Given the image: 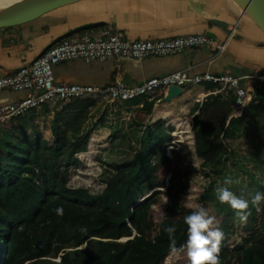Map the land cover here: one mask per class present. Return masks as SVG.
Instances as JSON below:
<instances>
[{
    "label": "trees",
    "instance_id": "1",
    "mask_svg": "<svg viewBox=\"0 0 264 264\" xmlns=\"http://www.w3.org/2000/svg\"><path fill=\"white\" fill-rule=\"evenodd\" d=\"M195 87L214 89L192 84L184 94ZM157 101L145 102L135 113L138 123H148ZM94 107L90 100L67 104L53 114L47 137L38 123L47 110L11 117L2 127L8 139L0 143V264H52L58 258L59 264H189L187 249L181 248L187 239L184 216L199 207L212 217L209 230L223 233L218 264H264V204L258 226L239 236L230 216L211 209L207 190L194 182L208 178L209 165L229 155L231 130L239 129L241 114L234 116L219 96L204 100L194 118L198 166L188 129L178 130L187 138L172 146L175 139L162 122L146 127L132 162L112 166L103 191L91 194L68 187L67 178L69 169L80 165L77 156L88 150L90 135L81 133ZM97 136L92 135L90 149ZM170 147L176 148L171 158ZM57 206L63 215H56ZM165 227L175 228L171 237ZM236 237L242 244L233 247ZM123 238L130 240L119 242Z\"/></svg>",
    "mask_w": 264,
    "mask_h": 264
},
{
    "label": "crops",
    "instance_id": "2",
    "mask_svg": "<svg viewBox=\"0 0 264 264\" xmlns=\"http://www.w3.org/2000/svg\"><path fill=\"white\" fill-rule=\"evenodd\" d=\"M246 16L248 15L243 12L237 0H78L42 14L34 26L26 23L27 26L24 25L23 28L0 29V76L12 75L20 68L30 65L48 48L88 32L107 30L126 41H157L206 35L217 43L226 44L229 34L235 28V36L228 42L223 53L214 49L195 48L176 56L151 57L142 61L119 63L116 60H107L89 64L82 61L68 62L54 68L55 81L61 85L101 88L113 85L117 79L129 86H139L148 79L177 72H187L194 77L230 74L241 78V83L249 91L250 83L257 81L255 78L264 74V69L259 73L245 71L244 53L249 49L253 53L264 54V34L251 19L244 22ZM215 22L224 26H218ZM228 23L232 30L227 28ZM39 33L41 35L35 38ZM213 87L208 92H202L199 87H195L185 94L183 92L174 101L158 104L168 92L164 93L157 98L153 114L145 124L136 121L135 113L145 102L151 101L139 100L125 104L124 107L130 111L128 120L133 121L134 128L142 131V135L138 136L139 144L145 136L146 127L152 128L159 122L170 131L168 134L176 138L174 133L181 130L176 120H180L179 116L185 113L186 120L188 119L186 125L190 131L188 141H193L189 146H194L193 129L198 125L194 118L204 100L217 89L216 86ZM35 95L26 91H0V108ZM219 97L231 106V96ZM96 109L97 107L91 109L85 121L86 126L92 123ZM86 132L84 126L81 135ZM94 133L98 132L89 133L88 146ZM102 133H98L94 144L103 139L104 132ZM184 135L180 143H183ZM185 137L187 138L186 135ZM70 138L76 140L78 136ZM6 139L7 135L0 129V143L2 144L1 140L4 143Z\"/></svg>",
    "mask_w": 264,
    "mask_h": 264
},
{
    "label": "built area",
    "instance_id": "3",
    "mask_svg": "<svg viewBox=\"0 0 264 264\" xmlns=\"http://www.w3.org/2000/svg\"><path fill=\"white\" fill-rule=\"evenodd\" d=\"M235 28L228 36L226 44L217 43L206 35H189L170 40L126 41L110 31L88 32L72 37L48 48L30 65L20 68L8 76H0V91L31 92L36 95L23 101L0 108V129L11 117L24 116L33 110H47L49 114L60 111L75 101L90 100L95 107L114 105L124 107L133 101H152L159 98L170 88L185 90L189 85L211 84L217 89L212 96H231L230 106L234 116H239L246 105L247 90L241 85V78L230 74L220 76L205 74L191 76L187 72H177L161 78H151L139 86H129L121 80L106 87L57 84L54 67L75 61L91 63L107 60L142 61L151 57L176 56L189 49L206 48L223 53L226 45L235 36ZM256 80L264 81V74ZM177 141V140H176ZM172 142V146L179 143ZM176 148L168 149L169 151ZM167 150V151H168Z\"/></svg>",
    "mask_w": 264,
    "mask_h": 264
},
{
    "label": "rangeland",
    "instance_id": "4",
    "mask_svg": "<svg viewBox=\"0 0 264 264\" xmlns=\"http://www.w3.org/2000/svg\"><path fill=\"white\" fill-rule=\"evenodd\" d=\"M17 1L19 0H0V8ZM38 19L39 17L36 21L27 24L34 26ZM244 20V22L250 20L249 16H246ZM27 24L15 28H23ZM240 24H242L241 21ZM227 28L231 29L229 23ZM40 35V33L35 35V38ZM247 50L248 52L244 53L243 69L249 73H259L264 69V54L259 52L256 54L249 49ZM248 87L249 95L241 112L239 129L231 130L232 139L229 142V155L223 156L209 165L208 178L198 177L194 179L197 186L207 190L206 200L211 209L221 215L230 216L239 236L249 234L258 226L259 214L264 201H261L259 205H252L249 202V207L246 210L247 219L241 223L239 218L234 215L235 210L226 203L221 204L217 201L215 189L219 186L226 187L237 196H242L249 201L256 192H264V81H254ZM128 112L130 111L123 106L97 107L92 123H88L85 127L90 134L95 131L102 135L103 131V139H99L91 149L88 146L87 152L77 156L80 165L77 168L69 169L68 187L83 188L91 194H100L105 188L106 181L113 173L112 166L132 162L140 150L138 136L142 135V131L134 128L133 121L128 120ZM52 116L53 114L44 115L38 120L43 132L45 129L48 130ZM179 119L176 121L181 129H188L186 125L188 119L186 120L185 113L181 114ZM44 135L47 137L45 132ZM174 139L177 140L178 138ZM1 142L4 144L3 140ZM189 147L193 152L192 162L198 166L201 161L194 155V146ZM166 156L171 158V151H166ZM125 240L128 238H123L119 242L124 243ZM241 240L242 238L236 237L233 241V247L241 245ZM50 261L51 263L54 262L52 264H59L60 258Z\"/></svg>",
    "mask_w": 264,
    "mask_h": 264
},
{
    "label": "clouds",
    "instance_id": "5",
    "mask_svg": "<svg viewBox=\"0 0 264 264\" xmlns=\"http://www.w3.org/2000/svg\"><path fill=\"white\" fill-rule=\"evenodd\" d=\"M215 193L218 202L221 204L226 203L231 209L235 210L234 215L239 218L241 223L247 219L246 210L249 207V202L252 205H259L261 201H264V192L259 191L251 197V201L242 196H237L223 186L217 187ZM54 211L58 216L63 215V208L60 206H57ZM212 223V217L208 216L203 207H199L184 216V224L187 226V239L181 245V248L186 247L189 264H218L217 253L223 233L219 228L209 230ZM80 230L85 231L84 228ZM164 231L171 237L175 228L165 227Z\"/></svg>",
    "mask_w": 264,
    "mask_h": 264
},
{
    "label": "water",
    "instance_id": "6",
    "mask_svg": "<svg viewBox=\"0 0 264 264\" xmlns=\"http://www.w3.org/2000/svg\"><path fill=\"white\" fill-rule=\"evenodd\" d=\"M78 0H19L0 8V29L12 28L29 23L44 13L69 5ZM251 21L264 34V0H237ZM218 26H224L215 22ZM183 92L182 89L172 87L158 104L173 101ZM168 184V182H167ZM155 191H159L158 189ZM153 191L152 194L155 192ZM163 191V190H161ZM149 193L145 197L152 195ZM144 197V198H145ZM147 197V198H148ZM136 234V233H135ZM135 234L133 236H135ZM130 240V239H128ZM127 240V241H128ZM71 251V250H68Z\"/></svg>",
    "mask_w": 264,
    "mask_h": 264
},
{
    "label": "bare ground",
    "instance_id": "7",
    "mask_svg": "<svg viewBox=\"0 0 264 264\" xmlns=\"http://www.w3.org/2000/svg\"><path fill=\"white\" fill-rule=\"evenodd\" d=\"M202 98H204V97H202ZM186 133H187V132H185L184 134H186ZM184 134L181 133V132H179V131L174 133L175 137L178 138L177 141H176V143H180V142H182V136H183ZM147 197H148V196H147ZM147 197L143 198L141 201L145 200ZM125 241H127V240H125Z\"/></svg>",
    "mask_w": 264,
    "mask_h": 264
}]
</instances>
